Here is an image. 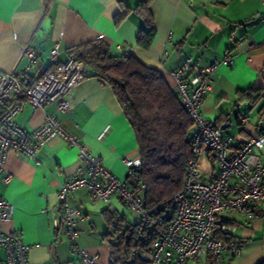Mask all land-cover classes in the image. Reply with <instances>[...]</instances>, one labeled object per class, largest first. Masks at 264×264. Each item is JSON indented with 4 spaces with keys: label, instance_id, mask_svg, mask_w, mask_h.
Returning a JSON list of instances; mask_svg holds the SVG:
<instances>
[{
    "label": "crops",
    "instance_id": "0c3cea01",
    "mask_svg": "<svg viewBox=\"0 0 264 264\" xmlns=\"http://www.w3.org/2000/svg\"><path fill=\"white\" fill-rule=\"evenodd\" d=\"M0 0V73L20 70L24 47L54 68L49 51L58 48V62H65L67 50L83 42L102 39L113 53L131 54L143 65L158 70L175 90L172 76L183 64L190 78L198 68L229 57L230 66L220 65L205 95L202 116L222 127L221 135L244 142L264 131V0H151L155 37L148 48L136 44L146 28L134 10L116 23L124 8L133 9L139 0ZM35 74L31 69L29 76ZM72 108L58 111L56 103L43 109L23 103L14 119L28 131L39 127L47 114L55 115L63 127L98 157L102 165L125 180L124 155H138L132 127L109 84L98 78H84L72 90ZM202 154V174L209 179L217 165ZM201 158L199 160V166ZM79 166L77 150L61 138L43 145L35 159L7 153L4 171L12 178L5 185L0 175V198L14 206L7 231L17 232L31 245L29 264H80L69 246L59 222L57 193ZM75 216L79 244L99 264H109L110 248L104 235L111 213L131 220L128 207L117 196L106 204L81 188L69 196ZM253 218L235 217V237L241 241L238 256L225 264H257L264 261V203ZM4 251L0 248V260ZM194 264H208L201 255Z\"/></svg>",
    "mask_w": 264,
    "mask_h": 264
},
{
    "label": "built area",
    "instance_id": "2783aa9c",
    "mask_svg": "<svg viewBox=\"0 0 264 264\" xmlns=\"http://www.w3.org/2000/svg\"><path fill=\"white\" fill-rule=\"evenodd\" d=\"M56 45L49 51L54 68L40 61L32 47L21 51L25 65L20 70L0 73V175L7 185L12 175L4 171V162L9 151L17 157L35 159L39 149L55 138L77 150L79 166L74 175L60 185L57 193L59 222L65 232L72 252L80 264H97V255L89 254L78 242L75 216L77 209L70 206L69 196L85 188L92 198L109 204L117 196L137 213L134 221H125L121 215L110 227V240L125 226L127 246L132 255H138L146 264H187L197 261L201 255L208 264H225L226 257L241 253L242 244L235 237V217L248 219L258 215L256 207L264 203V131L239 142L222 136V127L205 119L201 107L210 91L213 75L220 65L230 66L229 57L214 60L198 68L190 78H185L187 64L173 71L175 90L189 118L193 122L191 157L185 168L182 188L173 196L171 207L162 212L159 220L147 210L138 196L127 184L106 169L99 158L90 154L74 135L66 131L61 121L47 114L43 123L32 131L15 121L14 117L23 103L43 109L48 103H56L58 111L72 108V90L84 79L82 62L69 57L58 62ZM31 69L35 74L29 76ZM206 152L207 160L217 165V173L204 178L199 170V160ZM122 162L127 177L138 167V155H124ZM14 206L0 198V248L4 258L0 264H29L28 253L32 248L15 231H7L5 223L11 220ZM160 218V217H159ZM219 233L233 236L232 240L216 237Z\"/></svg>",
    "mask_w": 264,
    "mask_h": 264
},
{
    "label": "trees",
    "instance_id": "16d2710c",
    "mask_svg": "<svg viewBox=\"0 0 264 264\" xmlns=\"http://www.w3.org/2000/svg\"><path fill=\"white\" fill-rule=\"evenodd\" d=\"M150 1L139 0L133 9L124 7L115 18L118 23L130 10L142 17L146 28L136 38V44L142 48L150 47L156 33ZM118 2L124 6L122 0ZM67 53L83 63L84 78H98L112 88L133 129L140 160L133 175L126 178L127 184L141 197L144 207L162 220V212L171 207L173 196L182 188L186 163L191 157L193 122L176 90L158 70L143 65L131 54L113 53L102 39L74 45ZM115 219L111 213L109 229L104 235L110 248L109 264H146L128 250L125 226L113 235L114 241L109 239ZM215 236L233 239L226 233Z\"/></svg>",
    "mask_w": 264,
    "mask_h": 264
},
{
    "label": "rangeland",
    "instance_id": "374dc122",
    "mask_svg": "<svg viewBox=\"0 0 264 264\" xmlns=\"http://www.w3.org/2000/svg\"><path fill=\"white\" fill-rule=\"evenodd\" d=\"M202 160H203V157L201 156V163H200V166H199V170L201 171V173L204 170V169H202V165L205 166V163H203ZM128 209L130 211V215L133 217L131 220H134L135 218H137V213L135 211H133L132 209H130V208H128ZM106 243L108 244V241H106ZM97 264H99V263L97 262ZM187 264H194V263L193 262H188Z\"/></svg>",
    "mask_w": 264,
    "mask_h": 264
}]
</instances>
